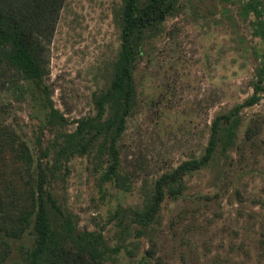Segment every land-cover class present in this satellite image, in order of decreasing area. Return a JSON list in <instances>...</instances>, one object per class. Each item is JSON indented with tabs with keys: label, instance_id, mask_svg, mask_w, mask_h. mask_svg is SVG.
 I'll use <instances>...</instances> for the list:
<instances>
[{
	"label": "rangeland",
	"instance_id": "obj_1",
	"mask_svg": "<svg viewBox=\"0 0 264 264\" xmlns=\"http://www.w3.org/2000/svg\"><path fill=\"white\" fill-rule=\"evenodd\" d=\"M195 1L194 11L186 6L166 21L177 27L157 39L135 73L137 104L119 139L122 169L136 171L127 189L101 182L104 162L92 154L52 160L58 132L92 113V94L107 82L118 45L112 22L118 0H65L60 10L44 85L65 121L46 122L44 92L33 84L0 85V122L11 123L34 156L55 163L48 187L76 227L100 233L106 246L100 264L140 263L147 235L125 231L124 208L143 203L150 178L162 168L199 155L215 112L251 92L264 43L234 4ZM239 113L232 144L224 153L218 147L210 164L185 176L177 198L162 202L153 231L160 264H264V124L250 138L243 134L249 117L264 116V91ZM7 241L2 264L27 263L31 233Z\"/></svg>",
	"mask_w": 264,
	"mask_h": 264
},
{
	"label": "trees",
	"instance_id": "obj_2",
	"mask_svg": "<svg viewBox=\"0 0 264 264\" xmlns=\"http://www.w3.org/2000/svg\"><path fill=\"white\" fill-rule=\"evenodd\" d=\"M64 1L0 0V85L6 83L22 89L29 83L43 91L47 101L46 122L52 118L66 120L50 103L49 90L44 85L48 44ZM199 1L213 8L234 4L236 14L248 20L251 34L264 43V0ZM195 3V0H118L112 15L118 45L107 82L92 94V113L75 117L72 128L58 132L52 150L53 162L92 154L97 164L104 162L100 181H111L116 187L127 189L136 171L122 169L119 139L127 117L137 104L135 73L143 58L149 61L157 39L166 33L171 35V29L177 27L171 24L167 28L166 21L183 12L186 6L194 11ZM224 14V18L229 17L228 12ZM255 58L258 61L250 80L251 92L226 110L215 112L202 152L162 168L150 178L143 203L124 208L129 217L123 224L125 231L136 229L138 236L147 235L148 246L142 250L139 264H160L153 231L162 202L177 198L185 187V176L210 164L218 147L225 152L241 121L242 107L255 103L264 91V52ZM263 124L264 116L249 117L244 138L257 134ZM54 164L48 165L34 156L11 123L0 122V264L10 250L7 239L18 238L25 231L33 238L25 264H100L103 261L106 246L100 233L76 227L48 187L55 173Z\"/></svg>",
	"mask_w": 264,
	"mask_h": 264
}]
</instances>
